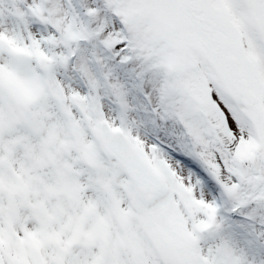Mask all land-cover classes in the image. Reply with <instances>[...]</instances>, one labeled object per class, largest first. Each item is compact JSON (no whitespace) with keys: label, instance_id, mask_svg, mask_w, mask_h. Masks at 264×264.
<instances>
[{"label":"snow or ice","instance_id":"snow-or-ice-1","mask_svg":"<svg viewBox=\"0 0 264 264\" xmlns=\"http://www.w3.org/2000/svg\"><path fill=\"white\" fill-rule=\"evenodd\" d=\"M0 264H264V0H0Z\"/></svg>","mask_w":264,"mask_h":264}]
</instances>
